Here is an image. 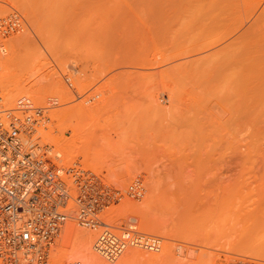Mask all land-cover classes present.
<instances>
[{
    "label": "rangeland",
    "instance_id": "obj_1",
    "mask_svg": "<svg viewBox=\"0 0 264 264\" xmlns=\"http://www.w3.org/2000/svg\"><path fill=\"white\" fill-rule=\"evenodd\" d=\"M9 15L22 28L0 34V54L11 56L15 39L26 36L18 45L21 57L11 78L36 88L34 83L53 77L57 86L54 92L49 89L52 95L41 92L48 96L46 105L44 98L34 100L36 89L34 94V89L22 92H31L35 104L51 115L38 132L42 128L72 140L81 130L74 127L81 119L59 115L89 105L95 117L86 119L82 136H76L75 146L81 148L76 159L113 186L125 188L132 181L143 186L141 197H125L113 207L117 223L112 222L121 225L128 215L135 216L143 231L162 238L161 248L132 247L125 252L144 254L128 262L125 252L114 261L99 256L102 261L264 264V0H0V16ZM102 34L110 44L116 40L115 46ZM110 34L119 38L112 37V42ZM103 41L107 50L115 47L113 56ZM202 43L213 44L196 52ZM117 45L122 47L116 50ZM234 46L238 55L228 52ZM119 51L128 65L119 59ZM135 56L148 57L149 67L131 65ZM197 57L205 59V68L189 67L188 60ZM213 60L218 65L211 71ZM180 61L186 67L168 68L170 78L149 87L140 80L142 72L131 74L133 69L156 73ZM237 76L244 80L235 85ZM5 98L7 106L16 102ZM146 206L151 218L156 216L153 223L147 220ZM70 221L75 229L91 230ZM73 242L67 243L68 254L56 242L53 264L85 262L73 253L78 245ZM151 252L162 256L150 259Z\"/></svg>",
    "mask_w": 264,
    "mask_h": 264
},
{
    "label": "built area",
    "instance_id": "obj_2",
    "mask_svg": "<svg viewBox=\"0 0 264 264\" xmlns=\"http://www.w3.org/2000/svg\"><path fill=\"white\" fill-rule=\"evenodd\" d=\"M0 23L7 35L22 28L15 17ZM71 84L69 78H65ZM44 116L30 97L20 96L8 107L0 95V258L4 264H53V250L70 219L98 230L94 250L116 260L125 250L139 246L159 250L162 238L137 231L131 217L125 224L110 223L106 208L125 196L139 198L140 181L124 192L103 182L102 177L79 162L64 161L53 153L37 129ZM50 121V120H49ZM69 264H82L80 260Z\"/></svg>",
    "mask_w": 264,
    "mask_h": 264
},
{
    "label": "bare ground",
    "instance_id": "obj_3",
    "mask_svg": "<svg viewBox=\"0 0 264 264\" xmlns=\"http://www.w3.org/2000/svg\"><path fill=\"white\" fill-rule=\"evenodd\" d=\"M17 13V12H16ZM20 18H21V16H20V14H17ZM11 15H9L8 17H10ZM14 16V15H13ZM16 17V16H15ZM6 18V16H0V23H3L4 22V20L3 19H5ZM23 21V19L21 18L20 19V21ZM21 21V22H22ZM105 26H107V25H105ZM109 26V25H108ZM108 26H107V29L109 30V29H111V27L112 26H109L110 28H108ZM106 28V27H105ZM114 28V30H113V32L115 31V37H116V35H117V31L115 30V27H113ZM102 29H104V28H102ZM101 29V30H102ZM100 30V31H101ZM120 30V29H119ZM102 31H106L105 29L104 30H102ZM101 31V32H102ZM111 30H109V32H110ZM108 32V31H107ZM112 32V31H111ZM124 32V31H123ZM2 32H1V29H0V34H1ZM121 33H122V30H121ZM3 34V33H2ZM118 34H119V32H118ZM124 34V33H123ZM126 34V33H125ZM104 34H102V36H103ZM111 35V34H110ZM127 35V34H126ZM124 36V37H129V36ZM1 36H4V35H1ZM28 36V35H27ZM114 36V35H113ZM112 35H111V38L113 37ZM120 36V35H119ZM115 37H113V38H115ZM122 37V36H121ZM123 37V38H124ZM25 38V39H24ZM28 38V37H27ZM107 39L108 40V42L109 43H107V44H109L110 45V47H111V45L112 46H115V45H113L114 43H115V39H118V38H115V39H113L112 38V42H113V40H115L114 41V43L112 44H110V42L111 41H109L110 40V38L109 37H105V36H103V38L102 39ZM30 39V38H29ZM129 39V38H128ZM15 40H17V42H15L14 44H13V54L11 55V56H9V57H3L1 54H0V87H2L1 89L3 90L4 88H6L5 90H4V93L3 92H1L0 93V95L3 97V99L5 98V95H7L8 96V98H12V100H13V98H15L17 95H19L18 97H16L15 99H16V102H15V104L14 105H11V106H8V107H15L16 105H17V101H18V99H19V97L20 96H23V95H26V94H28V93H31V92H28V93H22V92H24V90H26V92H27V90H32V89H34V91H33V94L34 93H36V91H35V89L37 90V95L36 94H32L31 93V97H30V94H28V97H30V99L32 100V102L35 104V102H34V100H36V98H38V99H41L42 98V100H43V98H44V96L45 95H49L50 93L49 92H51V89L50 88H52V91H53V89L55 88V82H53L52 80H55V79H53V77L52 78H47V79H43V81L42 80H40V83H37V84H35L34 83V85H37V86H35L36 88H34V87H29V88H31V89H29L28 87H25L24 86V83H23V81H22V79H18V80H16V79H13V78H11V76H12V74H11V71H12V68H13V66H15V64H16V61H17V59L19 58V57H21V56H19L20 54L18 53V45L20 46V44L22 43V42H24L23 40H25L26 41V36L25 37H23V36H19L18 38H16ZM237 40V39H236ZM235 40V41H236ZM28 41V40H27ZM240 41H242V39L240 40ZM117 42H118V40H117ZM116 42V43H117ZM121 42V41H120ZM123 42H125V41H123ZM229 42H234V41H231V40H229V41H227V43H228V45L230 44ZM237 42V41H236ZM235 42V43H236ZM238 42H239V40H238ZM237 42V43H238ZM3 43H5V42H3ZM103 43H105L104 41H103ZM126 43V42H125ZM234 43V44H235ZM236 43V44H237ZM6 44V43H5ZM17 44V45H16ZM26 44V43H25ZM106 43L104 44L105 45V49L107 50V47L108 46H106L107 45ZM119 44H121V43H119ZM127 44H128V42H127ZM212 44L213 43H202V44H200V46H198V48H196V52H201V51H203V50H206V48H210V46H212ZM225 44V43H224ZM235 44V45H236ZM22 45V44H21ZM122 45V44H121ZM121 45H119V46H121ZM228 45H227V47H228ZM233 45V43L231 44V46ZM238 45V44H237ZM17 46V47H16ZM123 46V45H122ZM121 46V47H122ZM127 46V45H126ZM125 46V47H126ZM225 46V45H224ZM120 47V48H121ZM2 48V47H1ZM9 48V47H8ZM112 48V47H111ZM111 48H109L107 51H109V52H107L105 49H104V53H105V51L107 52V54L108 53H110V49ZM115 48V47H114ZM113 48V49H114ZM119 47H118V45H117V47H116V50H119L118 49ZM216 48V47H215ZM226 48V47H225ZM224 48V49H225ZM229 48H230V46H229ZM234 48H235V46H234ZM233 48V49H234ZM22 49V48H21ZM113 49H111L112 51H113ZM223 49V50H224ZM228 49V48H227ZM229 50L228 52H233V54L235 53V54H237L238 55V51H237V53L235 52V50L237 49V47L234 49V50ZM238 49H240L239 47H238ZM5 50V49H4ZM122 50V49H121ZM120 50V51H121ZM130 51H132L131 49H129ZM220 50H221V48H220ZM220 50H218L217 49V51H220ZM243 50V49H242ZM252 50V49H251ZM3 51V50H2ZM112 51H111V53H112ZM120 51L118 52V56H119V53H120ZM216 51V50H215ZM117 52V51H116ZM122 52V51H121ZM221 52V51H220ZM219 52V53H220ZM251 52H253V51H251ZM111 53L109 54L110 56H111ZM114 51H113V54H112V56L114 55ZM134 53V52H133ZM215 53H217V52H215ZM214 52H213V54H215ZM224 53V51L222 52V56L221 55H217V57H219V56H221V57H223V55H225L226 57H223V61L225 62L228 58V56H227V52L225 53V54H223ZM107 54H105V55H107ZM122 54H124L125 55V50H124V53H122ZM122 54H120V56H119V59L121 58V56H122V58H123V56L124 55H122ZM127 56H129V54H132V52L131 53H128L127 52ZM229 54V53H228ZM233 54H229V57L231 56L232 57V55ZM251 54V53H250ZM4 55V54H3ZM216 55V54H215ZM253 55V54H252ZM110 56H108V57H110ZM115 56H116V54H115ZM118 56H116V57H118ZM134 56V55H133ZM130 57H131V55H130ZM129 57V58H130ZM136 57V56H135ZM137 57H139V58H137ZM136 58H135V60L133 61V60H131L132 62H134V64H131V65H135V64H138V66L140 65V66H147V67H149V58L148 57H144V56H137ZM235 57V56H234ZM237 57V56H236ZM249 55L247 56V59H249V58H251V57H249ZM254 58H255V56H253ZM121 58V59H122ZM132 58V57H131ZM130 58V59H131ZM216 58V57H215ZM254 58H253V60H254ZM116 59H118V58H116ZM202 59V57H197V58H192V59H190V60H188L189 61V63L188 64H190V63H192L191 65H189V67H191V66H193L194 68H205L206 67V64H205V59L204 60H202V61H200ZM19 60V59H18ZM124 58H123V63H126L127 64V61H128V59H127V61L126 62H124ZM222 60H220V62L222 63L223 61ZM236 62H237V64H241L242 63V61L239 59V58H236ZM117 61V60H116ZM120 61V60H119ZM252 61V60H251ZM39 62V61H38ZM130 62V61H129ZM137 62V63H136ZM184 62V63H183ZM213 63L212 64H210V65H208L209 67H208V69L209 70H214V68H217V65H218V63H217V61L215 60H213L212 61ZM113 63V62H112ZM119 63V62H118ZM117 63V64H118ZM116 64V63H115ZM120 64H122V60L120 61V63L118 64V65H120ZM129 64V65H130ZM117 65V66H118ZM128 65V64H127ZM181 65H185L184 67H186V61H180V62H178L177 64H175V65H172V66H170V67H167L166 69L164 68V69H159V71H156V73H153V72H151L150 74H149V71H146V72H143V70H141L140 72H136L137 70H135V69H133V72L132 71H130L129 72V68L127 69L128 70V72H127V70H126V72L127 73H131L132 75H134V74H137L136 76H139V74L138 73H141L142 72V76H141V78H140V80L141 81H143L142 82V84H145L146 82V85L149 87V84L150 83H152V84H155L156 82H161V81H164V80H166V78H170V75L172 74V72H169V69H170V71H171V69H179V67H181V68H183V66H181ZM219 65H220V63H219ZM203 66H205V67H203ZM35 67H36V65H35ZM111 67V66H110ZM113 67V66H112ZM142 67V68H143ZM147 67H145L146 69H147ZM192 67V68H193ZM141 68V69H142ZM169 68V69H168ZM138 69V68H137ZM123 70V69H122ZM125 70H123V72L125 71ZM130 70H131V68H130ZM140 70V69H139ZM138 70V71H139ZM116 71V70H115ZM119 71H121V70H119ZM134 71H135V73H134ZM125 72V73H126ZM116 73V72H115ZM117 73H119V72H117ZM116 73V74H117ZM134 73V74H133ZM120 75H122V71H121V73H119ZM113 75V74H112ZM115 75V74H114ZM113 75V76H114ZM117 76V75H116ZM135 78V77H134ZM142 78H144V79H142ZM136 79H137V77H136ZM135 79V80H136ZM234 79H236V80H232L234 83H235V85L236 84H239L240 83V81H242V79H243V77L241 78V77H234ZM140 80H139V82H140ZM244 80V79H243ZM42 81V82H41ZM138 81V80H137ZM137 81H135V82H137ZM138 82V83H139ZM232 82V83H233ZM23 83V84H22ZM232 83H231V85H232ZM234 83H233V85H234ZM7 84V87H3V86H5ZM241 84V83H240ZM55 85V86H54ZM140 84H138V86H139ZM58 86H60V84L58 85ZM135 86V85H134ZM142 86H144V85H142ZM57 87V86H56ZM139 87H141V86H139ZM49 89H50V91H49ZM59 89V88H58ZM57 89V90H58ZM49 91V92H48ZM54 91H55V89H54ZM53 91V92H54ZM41 92L43 93V92H45L44 93V96H43V94H41ZM46 92H48L49 94H47ZM60 92V91H59ZM3 93V94H2ZM21 93L23 94V95H21ZM38 93H40L41 95H39ZM53 94V93H52ZM52 94H50V95H52ZM55 94V93H54ZM56 95H57V93H56ZM59 95V94H58ZM67 95V94H66ZM27 96V95H26ZM32 96H34V100L32 99ZM63 95H61V97H62ZM65 96V95H64ZM46 98L48 99V96H46ZM46 98H44V103H45V105L46 104H49L48 102L49 101H46L47 99ZM50 98H51V96H50ZM49 98V99H50ZM55 98V97H54ZM63 98V97H62ZM6 99V98H5ZM15 99H14V101H15ZM37 99V100H38ZM64 99V98H63ZM65 99H66V97H65ZM6 100H8V99H6ZM42 100H41V102H42ZM62 100V99H61ZM40 101V100H39ZM10 102V101H9ZM13 102V101H12ZM40 102V103H41ZM47 102V103H46ZM53 103V102H52ZM6 104H8V103H6ZM51 104V103H50ZM10 105V104H9ZM35 106L36 107H41L42 108V110H44V116H38V115H36V114H34V112H32L33 114H34V116L36 117V118H38L39 119V121H40V125L39 126H41L45 121H46V123L50 120V116L48 117V116H46L45 115V106H41V105H37V104H35ZM87 106H89V105H87ZM87 106L84 108H82V105H81V107L79 108V110H76V112H74L73 111V113H71L70 111V113H67V111H64L63 113H62V115H59V117L61 116L62 118H68V120H70V121H73V120H76V121H78L79 119H81V122H80V120L78 121L79 123H78V125H76V126H74L75 128H77V129H81V130H83L84 129V125H85V120L86 119H89L90 121H92L93 119H94V113H91V111L89 110V107L87 108ZM88 109V110H87ZM63 119V120H64ZM73 119V120H72ZM89 123V122H88ZM77 124V123H76ZM68 126V125H67ZM72 126V125H71ZM74 127H72L71 129L73 130L74 129ZM79 127V128H78ZM83 129H82V128ZM90 127V126H89ZM46 129V128H45ZM63 129H65V128H63ZM61 130V129H60ZM81 130H79V134L78 133H74L76 130H74V134L77 136V134L79 135V136H82V134L80 135V133H82L81 132ZM37 131H39V127H38V129H37ZM78 131V130H77ZM61 132L63 133V130H61ZM39 134H40V136H41V138L44 140V141H51L52 143H53V146L56 148V150H57V154H60V156H61V158L64 160V161H67V162H69V161H77V162H79L76 158H77V155H79V153H80V151H81V148H79V147H76L75 145V142H76V136L75 137H73V139L72 140H70V139H66V138H63V136H62V134H56V135H54L53 134V132L52 131H45V130H43L42 128H41V130H40V132H38ZM74 136V135H73ZM78 136V137H79ZM105 138H107V137H105ZM108 139V138H107ZM51 142L49 143V144H51ZM53 147V148H54ZM56 150H55V152H54V150H52L54 153H56ZM84 168H87V167H85L81 162H79ZM89 165L90 166H93V164L92 163H89ZM90 170H92L91 168H90ZM93 172H94V170H92ZM98 174V173H97ZM122 175V174H121ZM101 176V175H100ZM102 180H103V182L104 183H106L107 185H109V186H111V187H114V188H119V189H121L122 191H124V192H128V193H130V191H129V186L130 185H135V181H132L131 183H129L125 188H121V187H117V186H113V185H111V184H109L108 182H106L103 178H102ZM125 197H129V198H134V197H130V196H125ZM125 197H124V199H125ZM153 198H154V196H153ZM134 199H137V198H134ZM151 200H149V202H150ZM147 202H148V200H147ZM148 202V204H150ZM121 203V202H120ZM120 203H118V204H120ZM118 204H114V205H112L111 207H109V208H106L105 210H104V213H106L107 214V218H108V220H109V222L110 223H113V222H115L113 219L115 218V217H112L113 215H114V211H115V209H113V207L114 206H116V205H118ZM147 204V203H146ZM147 204V205H148ZM151 206V205H150ZM147 207H148V209H149V206H146L145 207V210L147 209ZM144 208V207H143ZM143 208H142V210H143ZM148 209L145 211V213H146V215H147V220L149 221V223H153V219H154V217H155V219H156V216H154V214H152L153 216V218H151V216L149 215L150 214V212H148ZM141 210V211H142ZM149 211H151L150 209H149ZM152 212V211H151ZM144 213V212H143ZM149 213V214H148ZM153 213V212H152ZM131 217H134L135 219H136V222H134L133 223V226L136 228V230L138 231H142V232H145V231H143L141 228H140V226H139V223H138V220H137V218L135 217V216H133V215H128L127 216V218H126V221L124 222V223H122L121 225H123V224H125L126 222H128L129 220L131 221ZM118 220V219H117ZM113 221V222H112ZM115 223H117V222H115ZM115 223H114V225H115ZM79 225V224H78ZM121 225H119V223H118V225H116V226H121ZM81 226V225H80ZM76 227V226H75ZM83 227H85V228H89V229H91V230H93L94 231V233H95V237H94V239H93V235L94 234H92L90 231H86V232H84V230L83 229H79V228H74V223H73V225H72V222L70 221V220H68L67 222H66V224L64 225V227H63V230H62V232L60 233V235H59V239H58V241H57V246L58 247H61L60 248V250L59 251H62L63 252V248L65 247V254H68V252H67V248H66V246H68L67 245V243L68 242H75V244H77L78 243V245H75L74 244V242H73V245H75V247H74V250L75 251H73V253L75 254V253H79L78 255H80L81 256V258H82V261H83V259L85 260V262L83 261V264L85 263H87V264H110V263H108V261H110V260H108L107 261V263H106V261H104V260H106L107 258H105L103 261H102V257L100 258L99 256H101V255H99L95 250H94V248H93V246H94V242H95V240H96V236H97V234H98V230L97 229H94V228H91V227H87V226H82V228ZM84 228V229H85ZM79 229V230H78ZM88 229V230H89ZM88 232H90V233H88ZM145 233H147V234H149L148 232H145ZM71 246V247H72ZM78 246V247H77ZM134 247H139V246H134ZM130 248H132V247H130ZM139 248H142V249H144L143 247H139ZM73 249V248H72ZM129 249V248H128ZM128 249H127V251H128ZM133 249H131V251H132ZM136 251H137V249H135ZM132 251V252H129V254L127 253V252H125L126 254H125V256H127V257H125L126 258V260H127V262L130 260H132V258H135V257H137V256H139L140 254H142L141 253V251L139 250V251ZM146 250H149V249H146ZM130 251V250H129ZM123 252V253H124ZM140 252V253H139ZM56 253H58V252H56ZM70 253V252H69ZM96 253V254H95ZM122 253V254H123ZM149 253V252H148ZM156 253V252H155ZM121 254V255H122ZM144 254V253H143ZM98 255V256H97ZM54 256H56V260H57V258L59 259V256L58 255H54ZM141 256V255H140ZM148 256V255H147ZM158 256H162L161 254H153L152 252H151V254H149V258L150 259H155V258H157ZM61 257V256H60ZM79 257V256H78ZM123 257V256H122ZM142 257H146V255H142ZM55 258V257H54ZM104 258V257H103ZM148 258V257H147ZM147 258H145V259H147ZM76 259V258H75ZM124 259V258H123ZM53 260V259H52ZM120 260V259H119ZM126 260H123L124 262L126 261ZM148 260V259H147ZM119 262V261H118ZM1 263V262H0Z\"/></svg>",
    "mask_w": 264,
    "mask_h": 264
}]
</instances>
